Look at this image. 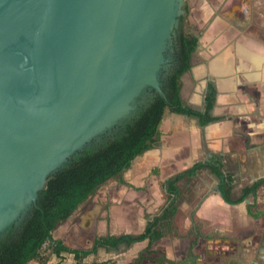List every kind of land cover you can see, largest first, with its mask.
<instances>
[{
  "label": "crops",
  "instance_id": "obj_1",
  "mask_svg": "<svg viewBox=\"0 0 264 264\" xmlns=\"http://www.w3.org/2000/svg\"><path fill=\"white\" fill-rule=\"evenodd\" d=\"M184 3L198 42L191 68L181 77L180 96L184 105L203 112L212 87L213 120L202 124L166 110L158 142L81 204L51 238L69 249L90 251L99 237L143 233L167 199L162 184L200 163L204 166L177 181L171 230L152 244L151 257L182 261L199 234L197 264H264V0ZM215 158L230 177L233 201L260 182L255 194L225 202L219 180L206 167ZM50 246L46 242L42 249L43 263L31 264L76 263L72 253L56 255ZM147 246L146 239L130 247H98L82 264H135L146 257Z\"/></svg>",
  "mask_w": 264,
  "mask_h": 264
},
{
  "label": "water",
  "instance_id": "obj_2",
  "mask_svg": "<svg viewBox=\"0 0 264 264\" xmlns=\"http://www.w3.org/2000/svg\"><path fill=\"white\" fill-rule=\"evenodd\" d=\"M184 0H0V235L47 179L129 119L164 73Z\"/></svg>",
  "mask_w": 264,
  "mask_h": 264
},
{
  "label": "trees",
  "instance_id": "obj_3",
  "mask_svg": "<svg viewBox=\"0 0 264 264\" xmlns=\"http://www.w3.org/2000/svg\"><path fill=\"white\" fill-rule=\"evenodd\" d=\"M183 10L184 13L179 18V29L174 39L175 63L163 81L162 90L165 99L158 94L147 98L146 103L118 128L72 157L62 169L50 176L45 188L39 193L36 205L22 224L8 228L0 235V264H31L33 261L43 263L46 260L42 250L45 242H49V246L51 245L56 255L61 252L72 253L75 264H82V259L88 253L95 252L98 247L117 248L120 245L130 247L146 239L148 240L145 250L146 257H139L135 260V264H140L144 259L153 261V264H197L194 248L197 245L199 234L195 235L182 261H170L161 254L152 258L151 246L171 230V220L176 214L177 181L204 166L200 163L169 178L162 184L167 199L159 213L147 224L143 233L135 236L99 237L95 239L90 251L72 250L60 241H54L51 238L52 231L68 219L81 204L102 186L120 178L138 155L158 142L159 125L166 110L198 118L202 124L213 120L210 112L214 104L215 92L212 87L209 86L205 96L203 112L184 105L180 96L181 77L191 68L192 54L198 42L197 37L188 32V29V31L184 29V22L188 16L186 5H183ZM206 167L219 180L221 197L227 203L240 202L249 194L254 195L260 184L258 182L246 188L241 198L233 201L230 196L231 180L222 172L220 159L215 158L207 163Z\"/></svg>",
  "mask_w": 264,
  "mask_h": 264
},
{
  "label": "flooded vegetation",
  "instance_id": "obj_4",
  "mask_svg": "<svg viewBox=\"0 0 264 264\" xmlns=\"http://www.w3.org/2000/svg\"><path fill=\"white\" fill-rule=\"evenodd\" d=\"M183 5H186L185 3L183 4ZM187 10H188V8H187ZM178 29H179V24H178V27H177V29L175 30V35H174V37H173V43H174V39H175V37H176V31H178ZM189 31L188 32H190V29H188ZM191 33V32H190ZM193 35V34H192ZM173 51H172V54H171V59H172V62H171V65L168 67V69L165 71V73H164V78H163V80L161 81L162 82V88H163V81H164V79H166V77L168 76V72L171 70V68H173V66H174V60H175V50H174V45H173ZM196 49V48H195ZM153 94H156L155 92H153V91H150L149 92V97H152V95ZM146 103V101L144 102V104ZM143 104V105H144Z\"/></svg>",
  "mask_w": 264,
  "mask_h": 264
},
{
  "label": "rangeland",
  "instance_id": "obj_5",
  "mask_svg": "<svg viewBox=\"0 0 264 264\" xmlns=\"http://www.w3.org/2000/svg\"><path fill=\"white\" fill-rule=\"evenodd\" d=\"M184 29H192V26L189 24L188 18H186V21L184 22Z\"/></svg>",
  "mask_w": 264,
  "mask_h": 264
},
{
  "label": "built area",
  "instance_id": "obj_6",
  "mask_svg": "<svg viewBox=\"0 0 264 264\" xmlns=\"http://www.w3.org/2000/svg\"><path fill=\"white\" fill-rule=\"evenodd\" d=\"M45 245H46V242H45V244L43 245V248L45 247Z\"/></svg>",
  "mask_w": 264,
  "mask_h": 264
}]
</instances>
